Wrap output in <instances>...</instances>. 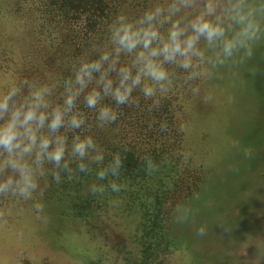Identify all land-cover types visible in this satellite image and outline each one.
Returning <instances> with one entry per match:
<instances>
[{
    "label": "rangeland",
    "instance_id": "obj_1",
    "mask_svg": "<svg viewBox=\"0 0 264 264\" xmlns=\"http://www.w3.org/2000/svg\"><path fill=\"white\" fill-rule=\"evenodd\" d=\"M38 3L0 0V81L52 83L51 58L62 59L65 43L60 45L57 27L43 26ZM148 3L126 0L120 14L135 17ZM253 64L264 69V43L253 60L220 68L203 84L201 96L213 97L207 103L192 98L184 72L169 66L176 89L163 113H174L178 128L186 125L187 170L182 188L168 201L165 229L172 250L145 264H264V74L252 77ZM59 187L46 189L40 214L30 203L0 200V264L138 263L137 214L109 208L82 222L71 216L66 190ZM178 205L191 209L186 223L175 221ZM200 226L206 228L203 236L197 235Z\"/></svg>",
    "mask_w": 264,
    "mask_h": 264
},
{
    "label": "clouds",
    "instance_id": "obj_2",
    "mask_svg": "<svg viewBox=\"0 0 264 264\" xmlns=\"http://www.w3.org/2000/svg\"><path fill=\"white\" fill-rule=\"evenodd\" d=\"M262 43L264 0H149L139 15L121 13L113 18L107 28V44L79 58L62 85L19 77L3 79L0 200L30 203L40 214L51 184L78 180L79 174L93 172L92 194L119 193L122 184L117 179L124 159L117 152L106 161L94 136L81 134L88 117L79 106L95 112L99 129L118 120L120 107L139 108L141 100L149 102V111H158L176 89L169 66L184 72L183 84L192 98L210 102V93L201 96L203 84L220 68L253 60ZM248 71L252 77L264 74L255 64ZM58 87H62L59 99ZM184 108L187 111L189 104ZM167 130V122H161L160 131ZM186 130L181 123L178 131ZM143 164L147 173L158 168L150 156L144 157ZM174 215L176 223L182 224L192 212L178 205ZM205 234L206 228L200 226L197 235Z\"/></svg>",
    "mask_w": 264,
    "mask_h": 264
},
{
    "label": "trees",
    "instance_id": "obj_3",
    "mask_svg": "<svg viewBox=\"0 0 264 264\" xmlns=\"http://www.w3.org/2000/svg\"><path fill=\"white\" fill-rule=\"evenodd\" d=\"M125 1L39 0L37 12L42 16L43 26L50 29L57 27L61 32L60 45L65 43L64 51L61 52L63 55L60 56L62 59L59 61L58 57L51 58L50 63L54 68L48 72L52 83L62 85L72 75L74 63L79 58L107 44L108 25L120 14ZM63 59L64 62H61ZM61 95L62 87H58L57 99ZM167 101L171 103L170 99L164 101L158 111H149V102L143 100L139 108L120 107L118 120L103 129L96 127L95 112L81 104L79 107L88 117L81 134L94 136L105 151L106 161L117 152L124 159V168L117 179L122 189L119 193L107 190L103 196L92 194L89 186L96 182L94 172L79 174L78 180H65L59 184L60 190H66L71 216L82 222L88 223L98 213L109 211V208L127 215H138L134 228L139 253L137 264L159 259L172 250L171 239L165 229L168 201L185 181L187 167L182 149V132L178 131L174 113H169V116L163 113ZM163 121L168 124L165 132L160 131V123ZM111 131L113 134L109 138ZM145 156L152 157L156 162V171H145ZM108 182L101 183L107 185ZM192 185L196 186L195 183ZM90 264L107 263L101 259H92Z\"/></svg>",
    "mask_w": 264,
    "mask_h": 264
}]
</instances>
